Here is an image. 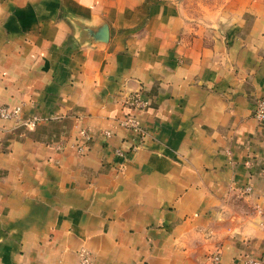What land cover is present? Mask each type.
<instances>
[{"label": "crops", "instance_id": "obj_1", "mask_svg": "<svg viewBox=\"0 0 264 264\" xmlns=\"http://www.w3.org/2000/svg\"><path fill=\"white\" fill-rule=\"evenodd\" d=\"M213 6L0 0V264H264V0Z\"/></svg>", "mask_w": 264, "mask_h": 264}, {"label": "built area", "instance_id": "obj_2", "mask_svg": "<svg viewBox=\"0 0 264 264\" xmlns=\"http://www.w3.org/2000/svg\"><path fill=\"white\" fill-rule=\"evenodd\" d=\"M125 102L131 107L132 110L131 112L124 113L122 117L118 118V124L133 131L141 132L142 126L139 122V119L137 118L136 110L144 107L146 104V100L142 96H140L138 92H133L132 94H129L127 96ZM253 116L260 121L264 120V96L256 99L253 108ZM0 118H13L19 124L27 127L35 126L41 120V116L37 114L23 115L20 105L9 106L7 104H0ZM102 133L104 134V136H110L112 134V131L110 129H104ZM91 137L92 135L88 127L79 126L77 128L76 136L74 139L75 141H73L71 145L76 149L77 152H85L88 148ZM63 145V142L60 141L55 144V147L62 148ZM115 152L119 155L123 154V150L119 147L115 148ZM242 190L248 193L250 191V186L246 184L243 186ZM261 225L264 228V223H261ZM78 254V264H92L91 253L89 250H87L86 248H81ZM211 260L213 262H217L219 260V254H213ZM257 263L258 260H246V264Z\"/></svg>", "mask_w": 264, "mask_h": 264}, {"label": "rangeland", "instance_id": "obj_3", "mask_svg": "<svg viewBox=\"0 0 264 264\" xmlns=\"http://www.w3.org/2000/svg\"><path fill=\"white\" fill-rule=\"evenodd\" d=\"M174 1L177 3L178 7H180L182 11L193 13L201 10L207 12V8L208 10H210L212 5H214L213 7H215V5L217 6L218 4H221L226 0H174Z\"/></svg>", "mask_w": 264, "mask_h": 264}, {"label": "water", "instance_id": "obj_4", "mask_svg": "<svg viewBox=\"0 0 264 264\" xmlns=\"http://www.w3.org/2000/svg\"><path fill=\"white\" fill-rule=\"evenodd\" d=\"M94 37L100 41H105L108 37V28L106 23H102V25L98 28L97 33H93Z\"/></svg>", "mask_w": 264, "mask_h": 264}]
</instances>
